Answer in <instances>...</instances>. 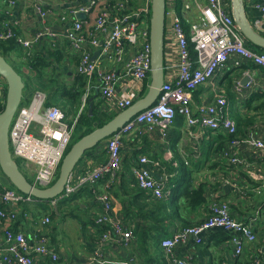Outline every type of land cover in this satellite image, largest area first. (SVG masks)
<instances>
[{"label": "built area", "instance_id": "2783aa9c", "mask_svg": "<svg viewBox=\"0 0 264 264\" xmlns=\"http://www.w3.org/2000/svg\"><path fill=\"white\" fill-rule=\"evenodd\" d=\"M83 1L78 6L71 3L68 10L70 16L63 15L61 19L63 22L71 21L65 33L70 47L79 57L76 75L84 76L89 81H98L104 112L112 109L123 111L133 106L137 90L144 88L143 85L151 74L152 0H142L138 6H133L137 0ZM227 1L166 0L165 42L175 44L178 63L164 65L163 87L155 105L140 112L108 139L106 162L86 171L78 183L73 182L71 175L58 199L71 197L85 185L94 187L105 177L108 178L106 188L111 189L121 170L123 138L132 133L143 136L158 131L161 139L168 142L178 113L185 118L189 128L200 126L202 129L220 131L231 139L232 145L239 144L236 137L238 126L226 113L228 103L224 96H217L211 105H202L196 111L192 110L193 92L209 83L219 70L226 68L232 56H240L243 60L264 68V53L253 51L246 45V40L229 11ZM253 1L261 13L260 26L264 30V0ZM16 3L15 0L10 1L11 5ZM36 9L43 20L50 17V10L41 4ZM80 13L92 16V19L79 20ZM184 22L189 27V33L184 30ZM19 26L20 23L15 21L0 28V42L16 38L24 52L32 57L34 45L45 33L39 32L32 39H25L21 30L17 31ZM129 47L133 50L131 55L127 50ZM94 50L100 51L99 56L111 66L105 67L97 59L94 60ZM124 78H131L141 87L124 85L119 90L117 86ZM3 82V79L0 80V97L3 95ZM258 91L264 94V84L259 86ZM87 96L88 94L83 98L84 103ZM47 102L46 93L35 92L27 106L19 107L9 133V145L14 160L20 159L24 166H29L27 171L41 188H48L55 183L77 127L76 122L66 121V115L60 107L47 105ZM34 127L39 134L34 133ZM253 145L264 151V142H253ZM138 160V165L133 166L131 172L139 189L152 199H168L170 191H167L164 181L153 178L148 169L152 160L144 155ZM231 162L236 164L238 158L231 157ZM97 198L102 204V212L96 221L104 229L102 242L125 247L139 257V252L134 247L133 227L114 219L109 192L98 195ZM0 200L4 206L0 208V223L4 225L23 216L29 217L16 207L35 201L31 195H23L13 188L0 192ZM54 203H57L56 199ZM208 211L209 216L205 221L177 228L162 239L161 248L166 264H192L190 259L177 256L176 248L192 238L195 243L200 244L204 235L214 230L229 234V242L235 249L236 257L243 256L246 245L259 241L252 227L233 217L226 202L214 199ZM51 222L52 217L49 215L43 219L42 224L48 227ZM3 237L0 241V262L3 264H41L42 259L60 261V254L52 245L50 236H41L33 244L22 232L5 229ZM261 253L262 259L256 258L252 264H264V237L261 239Z\"/></svg>", "mask_w": 264, "mask_h": 264}, {"label": "crops", "instance_id": "0c3cea01", "mask_svg": "<svg viewBox=\"0 0 264 264\" xmlns=\"http://www.w3.org/2000/svg\"><path fill=\"white\" fill-rule=\"evenodd\" d=\"M10 1L14 0H0V28H4L7 23L18 21L20 26L17 31L21 30L25 39H32L39 32L45 33L44 37L34 45V50L38 54L37 58L47 61L48 67L46 73L40 77L36 71L27 66L22 48V57L12 54L9 57L10 60L22 67L30 82L38 83L37 86H40L38 89L47 92L48 100L50 99L54 105L63 110L68 123L76 122L78 130L80 117L85 110L84 100H81V110H77V106L63 99L62 93L66 86H74L75 69L79 57L66 39L65 30L71 21L63 22L61 19L63 15L70 16L68 10L71 3L78 6L84 1L15 0L17 3L14 5H11ZM139 2L142 0H137L133 6H138ZM227 2L229 11L234 17L232 1ZM40 4L50 10V17L47 20H43L36 9V6ZM244 10L252 28L264 37V30L260 26L261 13L257 10L255 2L244 0ZM86 19H92V16H86ZM245 40L246 45L250 47V42ZM164 49V65L177 64L178 54L175 44L170 45L165 42ZM127 50L130 55L133 53L131 47ZM98 52L94 50V57ZM96 59L105 67L111 66L101 56ZM68 78L71 81L68 82ZM86 80L84 88L87 93L85 94H93L91 91L98 92L99 97L96 101L100 102L99 111L104 112L98 81ZM246 80L251 81L245 84ZM262 84H264L263 67L245 61L240 56H232L226 68L219 70L209 83L193 92L192 110L194 111L202 105L213 104L217 96L225 97L228 103L226 113L228 117L236 121L238 126L236 136L239 140L238 145H232L231 139L220 131L202 129L200 126L189 128L185 118L178 113L179 120L175 121L168 142L161 139L158 131L143 136L132 133L123 138L121 170L117 175L118 180L111 189L106 188L108 178L105 177L94 187L85 185L67 199L56 198V204L54 200L42 201L35 198L33 202L20 204L16 207L17 210L27 213L29 217L24 218L23 216L6 225L0 223V241L4 239L5 229L22 232L33 244L41 236H50L52 245L56 247L61 258L59 262L42 259L41 264H67L68 262L75 264H148L143 255L138 257L134 251L127 250L125 247L102 242L103 229L96 223L102 212V204L97 196L105 192H109L112 199L114 219L129 224L134 221L138 222L137 218L133 220L127 218L126 209L129 207L130 200L134 199L133 192H136V187L138 191L143 192L144 196H148L146 192L139 189L131 172L132 167L138 165L139 157L144 155L152 160V164L148 165L152 177L156 180H163L170 193L175 188V181L181 178L182 171L186 167L190 171L188 177L194 181L195 186L206 185L207 202L198 209L182 212V217L187 223L196 225L205 221L209 216L208 207L216 199L226 202L233 217L252 227L259 238L258 242L245 246L246 250L242 257H236L235 249L230 242H219L222 234L215 232L220 230H214L207 232L200 244L195 243L192 238L185 244L178 245L175 250L177 256L190 259L192 264H252L256 258L262 259L264 151L253 145V142H264V94L258 91ZM124 85L141 87L136 85L131 78L122 79L117 87L120 90ZM78 86L82 90L79 84ZM144 89L145 86L137 90L135 102L140 98ZM6 90L7 84L4 81L3 95ZM34 93L32 87L27 89L26 99L30 100ZM62 106H65V109ZM121 111L112 109L104 113L114 115ZM34 133L39 134L35 127ZM107 141L108 139L102 141V145L84 157L72 174L73 182L78 183L86 171L106 162ZM222 142L224 143L222 151L217 153L216 147ZM231 157L238 158V162L232 163ZM24 167L27 171L29 166ZM12 185L0 168V192L11 189ZM64 202L67 205H64ZM3 207L0 200V208ZM49 215L52 217V222L48 227H44L42 221ZM180 227L181 225L177 226V228ZM171 230L174 231V228L170 227V232ZM160 253L165 259L161 247ZM0 264L3 263L0 262Z\"/></svg>", "mask_w": 264, "mask_h": 264}, {"label": "water", "instance_id": "95a60500", "mask_svg": "<svg viewBox=\"0 0 264 264\" xmlns=\"http://www.w3.org/2000/svg\"><path fill=\"white\" fill-rule=\"evenodd\" d=\"M234 19L241 30L244 38L254 46L264 50V37L260 35L248 21L244 10V0H231ZM152 18L150 22L151 31V77L148 92L145 96L138 98L133 106L121 111L114 119L104 126L85 135L76 142L67 152L60 167L59 174L53 185L48 188L38 187L35 183L28 181L19 164L14 160L9 145L10 125L16 116L19 107L24 100L25 84L23 77L7 60L0 55V80L7 84L5 109L0 114V168L6 178L12 182L15 189L26 196L48 201L58 198L64 191L70 176L75 171L78 163L87 151L96 148L102 141L120 131L127 122L136 117L140 112L155 105L161 94L164 82V57H165V27H166V0H152ZM78 19H86L85 14H79ZM95 55L94 60L99 56ZM250 80H246L247 84ZM92 99H90V114L93 113Z\"/></svg>", "mask_w": 264, "mask_h": 264}, {"label": "trees", "instance_id": "16d2710c", "mask_svg": "<svg viewBox=\"0 0 264 264\" xmlns=\"http://www.w3.org/2000/svg\"><path fill=\"white\" fill-rule=\"evenodd\" d=\"M184 25H185L184 30H186V32L189 33L188 25H186L185 22ZM250 44L253 45L252 43ZM190 48H192V52L194 54V48L192 44ZM262 50L263 49L259 50V53H264L262 52ZM12 54L17 55L20 58L23 55V53L21 52V47L17 42V39L14 38L8 40L7 42H0V55L3 56L9 63H10L9 57ZM37 56L38 54L35 50L32 57H29L27 53L24 54V58L26 60L27 66L33 69L34 71H36V73L41 77L46 73L48 63L46 60L45 61L40 60L39 57L37 58ZM150 77L151 74L149 75L148 79L145 81L144 84L145 89L140 95V98L145 96L148 92ZM84 78H85L84 76L81 77L76 75L74 79L75 81L74 86L73 87L66 86L64 92L62 93L63 99L71 102L72 105L77 106V110H81L82 108L81 100L83 99V96L86 95L85 93H87L84 88V86L87 83V80L86 78L85 79ZM24 83H25L24 100L21 106H27L30 103L31 99L30 100L28 98L26 99L27 89H30L32 87L34 92L42 91L44 93H47L44 90L38 89L40 88V86H37L38 83L34 84L30 82L29 78L28 81ZM78 84L80 85L82 90H80ZM91 92H93V94L88 95L84 103L85 110L82 116L80 117L78 123L79 125L78 128L79 129L83 128V129L77 130L76 128L75 134L72 138V140H74L73 141L74 144H76V142L81 140L85 135L95 131L96 129L101 128L107 122L111 121L118 115V114L107 115L102 111L100 112L99 111L100 102L96 101V99L99 97V94H97L98 92L96 91H91ZM6 94H7V90L5 94L0 97V114L5 109L4 107L6 102ZM90 99H92V104H93L92 114H90V108H91ZM51 104L53 103L49 99L47 105H51ZM63 109H65V106L63 107ZM179 117L180 115L177 114L175 121L179 120ZM102 143L99 144L97 147L102 145ZM223 144L224 143L222 142L219 144V146L216 147L217 153H220L222 151ZM94 149L87 151L84 154L83 158L78 163V165L81 164L84 157L87 156L89 153H91ZM16 162L19 164L20 170L22 171L21 164L18 161ZM189 173L190 171L187 169V167L183 169L182 176L179 180L175 181V188L172 189V192L170 193V198L168 200L150 199L148 196L147 197L144 196L143 192L138 191L137 187L135 189L136 192H133L134 199L130 200L129 207L126 209V215L128 219L133 220L137 218L138 222L134 221L130 224L126 222V224L133 227V233H135L134 247L139 252V257L143 255L144 259L148 264H166L164 257L160 253L162 239L170 235L171 232H173L172 230L170 232V227H173L174 231H176L178 225H181V227L192 226L190 225V223H187V221H185V219L182 217V212L187 210L192 211L198 209L200 206H203L207 202V195L205 194L206 185L200 184L195 186L194 181H192L188 177ZM28 181L31 180L28 179ZM31 182L35 183L34 181ZM12 188L15 189L13 185ZM63 204L67 205V203L65 202ZM103 232L104 229L102 230V233ZM215 232H218V234H222L220 236L219 242H226L230 240L229 234L227 235L226 233L220 231H215Z\"/></svg>", "mask_w": 264, "mask_h": 264}, {"label": "rangeland", "instance_id": "374dc122", "mask_svg": "<svg viewBox=\"0 0 264 264\" xmlns=\"http://www.w3.org/2000/svg\"><path fill=\"white\" fill-rule=\"evenodd\" d=\"M249 47V46H248ZM250 49H252L253 51H256V52H259V50H261V48H259V47H254L253 45H251L250 44V47H249ZM10 63H11V65H13L14 66V68L20 73V75L23 77V80H24V82H27L28 81V78L26 77L27 76V74H25L24 73V71H23V69H22V67H20V66H18L17 64H15V63H13L12 62V60H10ZM67 81L69 82V81H71V79H67ZM73 141L74 140H72V146L74 145V143H73ZM71 146V147H72ZM71 147H70V149H71ZM69 149V150H70ZM17 161L21 164V169H22V171L24 172V174H25V176L29 179V180H31V181H34V178H33V175L30 173V172H27L26 170H25V167H24V163H22V161L20 160V159H17ZM35 182V181H34Z\"/></svg>", "mask_w": 264, "mask_h": 264}]
</instances>
